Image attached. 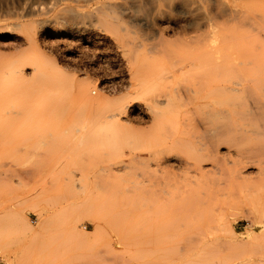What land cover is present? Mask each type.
Returning <instances> with one entry per match:
<instances>
[{
    "label": "rangeland",
    "instance_id": "1",
    "mask_svg": "<svg viewBox=\"0 0 264 264\" xmlns=\"http://www.w3.org/2000/svg\"><path fill=\"white\" fill-rule=\"evenodd\" d=\"M97 23L43 50L40 96L0 45V264H264V66L171 79L163 47Z\"/></svg>",
    "mask_w": 264,
    "mask_h": 264
},
{
    "label": "bare ground",
    "instance_id": "2",
    "mask_svg": "<svg viewBox=\"0 0 264 264\" xmlns=\"http://www.w3.org/2000/svg\"><path fill=\"white\" fill-rule=\"evenodd\" d=\"M60 11L62 15H59ZM49 12L51 16H45ZM101 20L114 23L117 31H123L126 34L139 32L142 36L140 42L136 41L139 48H150L151 51L154 46L163 47L162 52L167 54L166 58L169 60L168 75L164 77L168 76L171 79L183 77L193 68H198V71L191 73H194V77L199 78V81L203 78H212L209 75L211 68H216L215 76L219 74L221 76L224 71L221 64L230 65L228 72L233 71L234 67V70L241 71L243 76L249 74L251 70L258 73L264 66V0H0V39L2 40H0V45L21 53L7 66L6 73L22 83L25 78L24 67L30 68L32 90L28 96H40L41 91L38 87L43 83L41 70H45L43 50L46 48L50 50L54 44H57V37L62 30L73 34L90 33L92 32L90 30L96 28L97 22ZM61 25H63L62 28ZM18 34H21V38H18V41L13 40ZM100 37L98 36L99 39ZM129 45L132 46L133 43ZM126 46L125 44L123 48ZM154 52H156L155 49ZM236 53L238 58H235ZM126 62H130L131 66L136 65L138 69L139 67L143 69L141 72L146 79L149 80L152 77L154 68L152 56L140 62L137 56L127 57ZM218 67L223 71L220 72ZM136 85L133 87L138 89L140 86ZM143 85V89L148 86L147 83ZM86 87L79 86L76 89L77 97L88 105H94L95 100L92 101L87 96ZM186 87L182 89L186 90ZM257 90L262 93V96L257 94L262 97L261 99L257 96L261 99L258 104L256 103L258 115L264 116V85H260ZM169 94L168 96H171ZM219 137L222 136L219 134L217 138ZM215 144L218 145V143ZM214 148L218 147L213 146L215 151ZM213 150L209 149L204 154L214 158ZM197 157L193 158L195 163L199 160Z\"/></svg>",
    "mask_w": 264,
    "mask_h": 264
}]
</instances>
